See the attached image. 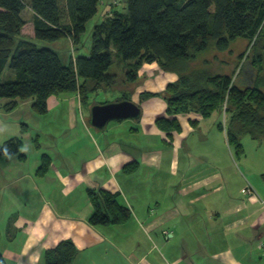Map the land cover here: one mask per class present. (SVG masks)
<instances>
[{
    "label": "crops",
    "instance_id": "1",
    "mask_svg": "<svg viewBox=\"0 0 264 264\" xmlns=\"http://www.w3.org/2000/svg\"><path fill=\"white\" fill-rule=\"evenodd\" d=\"M21 18L22 36L30 19ZM126 71L123 63L118 71L111 67L114 85L89 94L85 105L77 93L50 96L44 115L31 111V100L7 112L8 100L0 99V119L13 120L11 136L31 131L38 140L33 154L20 152L24 159L0 156L5 264H43L44 252L62 241L77 249L73 264H264V185L250 175L233 188L234 151L217 127L221 116H168L159 94L178 75L145 63L128 83ZM123 96L140 109L138 119L91 126L93 106ZM161 118L176 120L180 130L161 131ZM42 155L50 165L38 174ZM248 186L258 197H244ZM89 191L116 196L128 220L92 226Z\"/></svg>",
    "mask_w": 264,
    "mask_h": 264
},
{
    "label": "trees",
    "instance_id": "2",
    "mask_svg": "<svg viewBox=\"0 0 264 264\" xmlns=\"http://www.w3.org/2000/svg\"><path fill=\"white\" fill-rule=\"evenodd\" d=\"M126 3V13L113 12L94 27L90 54L64 67L54 51L37 49L31 39L20 35L25 25L21 18L24 1L0 0V75L7 64L14 74L12 80L0 83V99L8 100L4 110L11 112L19 102L31 100V111L44 115L50 96L67 93H77L81 104H87L89 94L114 85L115 78L108 73L114 54L126 67L128 83L135 82L145 63H157L163 71L176 73L177 82L159 94L166 102V114L195 112L207 118L218 113L223 120L217 127L237 157L243 154L242 136L264 142V0ZM97 4L98 0H64L61 8L59 0H29L34 39L53 42L68 36L78 42L85 24L96 15ZM63 19L68 23L62 24ZM237 39L251 44L248 82L234 75L245 52L236 57L234 71L232 65L220 62ZM209 50L220 55L219 59L199 62V56ZM121 99L128 100L125 96ZM156 125L164 132L180 130L176 120L161 118ZM21 148V139H8L0 143V156L24 159ZM49 165L50 158L42 155L37 173L44 174ZM88 198L93 207L89 218L92 226L119 225L130 216L114 195L89 191ZM76 255L73 243L62 241L44 252L42 262L73 264ZM0 264H5L1 255Z\"/></svg>",
    "mask_w": 264,
    "mask_h": 264
},
{
    "label": "rangeland",
    "instance_id": "3",
    "mask_svg": "<svg viewBox=\"0 0 264 264\" xmlns=\"http://www.w3.org/2000/svg\"><path fill=\"white\" fill-rule=\"evenodd\" d=\"M25 4V8L22 12L23 19L29 20V24L26 25L23 28L22 36L25 38L31 39L29 37L30 34L33 33V24H32V17L30 15L28 2L29 0H23ZM60 7L63 8L64 0H59ZM113 12H121L126 13L127 12V3L126 0H98L97 4V13L96 15L89 20L85 24V30L80 35L79 41L74 43L73 37L65 36L57 41H38L32 38L31 40L36 44L37 49L41 48H47L56 53V55L59 58V61L62 66L68 67L72 60L88 56L90 54L91 49V38H92V32L96 25L100 24L106 17H110ZM66 16V15H65ZM68 21L66 19L62 20V24H66ZM251 44L248 45V42L244 39H237L231 45L229 46L228 51L225 53L223 57H221V63L222 64H230L232 65V70L234 71L235 64H236V57L241 53L245 52L244 59L242 60L241 64L239 65V68L235 71V76L239 77V80L241 81L243 78V81H250L252 72L251 65L249 64L250 59V48ZM115 52V51H113ZM219 56L214 50H209L199 56V62L200 61H207L211 60L214 57L219 59ZM247 57V58H246ZM113 65H112V71H118V65L120 62L115 58L113 54ZM241 74V75H240ZM242 76V78H241ZM14 78V74L12 70L10 69L9 65L5 67L3 73L0 75V83L4 81H9ZM248 80V81H247ZM242 83V82H241ZM100 95L96 98V101H102ZM25 109L22 108L21 112H24ZM216 118V114L213 113L212 117H210V121H214ZM223 120V117L221 118ZM221 119L219 121H221ZM10 122L6 123L5 120L0 119V143L13 138L11 136L13 125L10 124L13 122L12 117L9 119ZM112 122V121H110ZM110 122L108 124H110ZM112 124V123H111ZM108 126V125H107ZM14 129V128H13ZM15 133H19L16 138L21 139L22 141V148L21 153H27V155L33 154L35 152V144L37 143L36 139L34 138L35 135L31 134V131H15ZM13 135V134H12ZM9 137V138H4ZM34 138V140H33ZM6 139V140H4ZM241 144L243 147V154L242 156L237 157L234 154L235 159V168H236V174H235V186L239 184V179L241 180L242 177H250L252 175V180H254L257 184L260 183L264 185V142H258L253 140L250 136L244 135L241 137ZM234 151V150H233ZM248 165V169L246 167ZM250 180V179H249ZM2 186V185H1ZM255 189V190H254ZM253 191L255 195H258V190L254 187ZM257 194H256V192ZM244 197H247L246 195ZM258 197V196H257ZM260 197V196H259ZM264 197V196H263ZM261 198L264 201V198Z\"/></svg>",
    "mask_w": 264,
    "mask_h": 264
},
{
    "label": "water",
    "instance_id": "4",
    "mask_svg": "<svg viewBox=\"0 0 264 264\" xmlns=\"http://www.w3.org/2000/svg\"><path fill=\"white\" fill-rule=\"evenodd\" d=\"M140 109L131 101H119L104 105H95L90 110V124L101 129L109 121L122 119H138Z\"/></svg>",
    "mask_w": 264,
    "mask_h": 264
},
{
    "label": "built area",
    "instance_id": "5",
    "mask_svg": "<svg viewBox=\"0 0 264 264\" xmlns=\"http://www.w3.org/2000/svg\"><path fill=\"white\" fill-rule=\"evenodd\" d=\"M243 192H244V194H245L246 196H252V197L255 196L254 191H253L249 186L246 187L245 190H244Z\"/></svg>",
    "mask_w": 264,
    "mask_h": 264
}]
</instances>
